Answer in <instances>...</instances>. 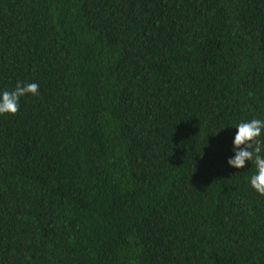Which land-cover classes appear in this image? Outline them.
I'll list each match as a JSON object with an SVG mask.
<instances>
[{
  "label": "trees",
  "instance_id": "16d2710c",
  "mask_svg": "<svg viewBox=\"0 0 264 264\" xmlns=\"http://www.w3.org/2000/svg\"><path fill=\"white\" fill-rule=\"evenodd\" d=\"M0 264H264V0H0ZM264 157V131L258 138Z\"/></svg>",
  "mask_w": 264,
  "mask_h": 264
},
{
  "label": "clouds",
  "instance_id": "9594fccd",
  "mask_svg": "<svg viewBox=\"0 0 264 264\" xmlns=\"http://www.w3.org/2000/svg\"><path fill=\"white\" fill-rule=\"evenodd\" d=\"M26 95H39V84L17 83L14 90L0 93V115L14 116L19 110V99ZM235 129L234 156L227 163L229 167L241 169L246 161L253 162L256 172L250 178V186L258 195L264 196V157L261 156L262 143L258 139L264 131V120L241 122Z\"/></svg>",
  "mask_w": 264,
  "mask_h": 264
}]
</instances>
